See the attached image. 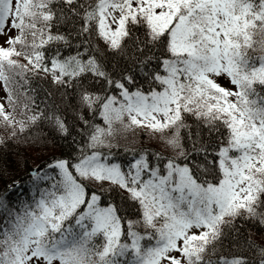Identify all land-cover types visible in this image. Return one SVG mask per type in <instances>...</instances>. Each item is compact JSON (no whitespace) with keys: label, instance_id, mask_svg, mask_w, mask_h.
Instances as JSON below:
<instances>
[{"label":"snow or ice","instance_id":"6c2138e0","mask_svg":"<svg viewBox=\"0 0 264 264\" xmlns=\"http://www.w3.org/2000/svg\"><path fill=\"white\" fill-rule=\"evenodd\" d=\"M257 48L264 52V0H0L7 139L45 122L70 135L34 98L27 118H16V89L41 73L103 123L81 117L87 139L75 155L33 169L31 188L14 181L0 193V264H264V244L243 241L258 259L225 245L241 246L243 224L264 229ZM110 58L138 71L109 72ZM225 78L231 88L218 82ZM138 131L175 155L133 148L127 165L114 162L112 149ZM105 193L136 206L137 219Z\"/></svg>","mask_w":264,"mask_h":264},{"label":"trees","instance_id":"16d2710c","mask_svg":"<svg viewBox=\"0 0 264 264\" xmlns=\"http://www.w3.org/2000/svg\"><path fill=\"white\" fill-rule=\"evenodd\" d=\"M68 29L61 26L60 31L66 32ZM91 44L93 47L97 45L95 36L91 38ZM55 47V46H54ZM61 51L67 52L62 45ZM103 47V44H100ZM257 55L264 54L259 48H257ZM131 70L137 72L138 69L134 66V61L128 58H110L108 63V71L114 72L117 75L121 70ZM139 79V76H138ZM87 85L91 83V80L84 81ZM22 87L16 89V95L19 97V103L16 118L26 119V116L21 115L25 111L24 105L30 104L31 100L35 99V105L39 110L45 112L56 111V114L61 116L67 121V127L70 135L64 136L52 128L48 123H42L38 126H34L30 132H26L21 135L19 140H8V131L0 126V137L6 140L5 144L0 145V193H3L9 185L14 181L18 182V187L22 186L23 190H27L32 187L29 176L30 170L36 166L44 168L53 158H70L75 155L80 145L87 139L84 133L86 128L82 123L81 117L88 119L91 123H100L101 119L99 115L95 118L92 117L91 112L85 111L78 106V96L72 89L65 90L53 84L50 77H45L43 73L37 77L30 78L29 84H23ZM99 85H93V91L99 90ZM27 89V91H25ZM58 110V111H57ZM11 111V108H10ZM31 113H28L30 115ZM191 123V120L188 121ZM136 140L135 143L139 145L131 146L126 141V136L119 140V145L112 149L114 162H118L127 165L133 159L130 149L139 150L141 148L148 149L152 153H160L164 156L175 155L174 151L164 147L163 143L159 140L149 139L146 134H140L139 131L135 136L128 133ZM127 134V135H128ZM140 134L139 136H137ZM218 139V138H217ZM75 141V142H74ZM205 143H208L207 136H205ZM189 149L191 145H188ZM50 153L43 155L47 151ZM104 151H107L106 149ZM36 156L38 158H36ZM211 159V157H209ZM211 177H209L210 179ZM107 187V183L105 184ZM18 193L13 189L9 199L15 200ZM105 199H114L117 203L122 205L121 214L125 215L128 219H137V208L131 203L124 204L120 197L113 193L111 196L105 193ZM251 239L257 245L264 243V229H259L253 224L246 223L240 228V237L238 238L241 246H231L230 241H225L227 251L232 254H243L249 258L258 259L255 252L247 247L243 246V241ZM262 241V242H261Z\"/></svg>","mask_w":264,"mask_h":264},{"label":"rangeland","instance_id":"374dc122","mask_svg":"<svg viewBox=\"0 0 264 264\" xmlns=\"http://www.w3.org/2000/svg\"><path fill=\"white\" fill-rule=\"evenodd\" d=\"M12 34L13 35H15V32L13 31L12 32ZM21 62H23V61H21ZM222 86H224V87H227V88H231L232 87V85L229 83V81L225 78V79H220L219 81H218ZM6 96H7V93H6V91H5V89H4V86H3V84H2V82H0V103H4L5 104V108H6V110H8V111H10V107L7 105V103H6ZM17 110H19V108H18V105H17ZM100 124H101V126H103V123H102V120L100 121ZM140 134H138L137 136H139ZM142 136H143V134H142ZM152 140H159L158 138H154V139H152ZM135 139H134V137H132L131 135H127L126 134V141H125V143H127V144H129V145H131V146H134V145H139V144H136L135 143ZM51 152V150H49V151H47V152H45V153H42L43 155H45V154H48V153H50ZM175 154V153H174ZM36 158H38L37 156H36ZM37 167V166H36ZM35 168V167H34ZM33 169V168H32ZM262 242V241H261ZM264 244V243H263Z\"/></svg>","mask_w":264,"mask_h":264},{"label":"water","instance_id":"95a60500","mask_svg":"<svg viewBox=\"0 0 264 264\" xmlns=\"http://www.w3.org/2000/svg\"><path fill=\"white\" fill-rule=\"evenodd\" d=\"M36 168H38V167H36ZM36 168H34V169H36ZM40 168V167H39ZM33 170V169H32ZM32 170H30V173L32 172Z\"/></svg>","mask_w":264,"mask_h":264}]
</instances>
